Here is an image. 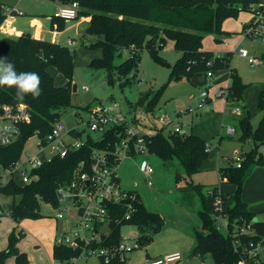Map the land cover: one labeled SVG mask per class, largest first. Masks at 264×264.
<instances>
[{"label":"trees","instance_id":"1","mask_svg":"<svg viewBox=\"0 0 264 264\" xmlns=\"http://www.w3.org/2000/svg\"><path fill=\"white\" fill-rule=\"evenodd\" d=\"M59 1L65 5L77 1L79 3L77 18L91 17L86 30L87 34L93 36L89 47L101 48L103 55L92 59L89 65L104 69L109 84L118 83L122 87L131 83L138 71L142 52L148 50L154 60L171 66L170 80L191 79L197 73L230 68L231 81L226 88V98L231 102L244 100L248 84L232 66L233 53L217 55L213 51L204 50L203 40L207 34H214L215 40L221 42L225 36L231 34L223 28L224 22L228 18L237 17L250 3L258 0ZM5 8V3L0 0V25L6 17ZM65 22V19L53 17V23H57L60 29L64 28ZM170 40L174 42V49L181 53L173 65L160 54ZM124 49L130 50V56L116 64V57L122 56ZM0 58L12 63L17 73H37L40 77L41 89L38 97L34 98L31 94H27L23 100H19L15 88L0 87V102L11 104L24 102L32 112V119L22 126L20 137L11 145L0 148V167L8 168L14 166L22 157L25 144L30 137L37 135L41 140H45L54 124L61 120L62 111L71 106L75 51L65 44L34 38L30 33H23L19 37L4 36L0 40ZM51 66L58 68L67 77V86L56 84L54 76L49 71ZM164 87L155 91L151 89L144 91L135 107L139 106L146 112L154 113ZM258 109L264 112V82L258 96ZM251 117L248 110L245 117L239 119L242 129L240 140L244 141L253 135L256 139L255 146L251 151L240 156L242 158L240 166L233 164L232 157L229 158L230 165L219 169L222 179L237 183L234 206L223 212L218 209L217 200L222 201L224 196L216 186L202 196L203 206L199 210L200 228L195 232L196 243L192 256L204 259L209 255L215 264H264V255L255 258L246 250L250 241L264 244V221H254L256 212L251 211L241 198L244 180L253 167L264 166V155L260 151V145L264 144V115L255 131H252ZM135 121L140 124L139 118ZM168 126L164 125L152 134H144L148 153L164 161L176 159L181 162L184 173H177V178L192 176L200 171L203 162L208 158L210 144L194 132L170 130L166 134L164 131ZM124 129V125L110 128L100 139L87 134L82 147L70 149L64 157L59 154L54 155L50 161L33 170V179L29 182L20 184L12 180L0 186V194L13 199L12 208L8 213L14 222L39 218L43 215L41 213L43 203L57 208L58 187L71 183L79 163L84 162L86 168L89 167L94 150H112L119 139L117 134L124 133ZM71 133L83 136L85 132L73 128ZM135 194V210L129 218L126 217L128 208L124 204L110 209L113 217L108 224V233L103 232L99 241L78 248L55 244L54 260L70 263L91 248H106L109 261L106 262L105 256L101 255L99 256L101 264H128L127 254L118 250L123 242L122 226L134 224L144 229L154 225L157 232L164 225L163 217L149 210L137 191ZM5 211V206L0 202V221ZM221 212L228 218L229 227L226 234L220 230L215 219V216ZM251 221H253V233L243 236L231 235L236 224L241 226ZM24 236L23 230H19L16 226L12 228L8 235L7 246L0 250V264H7L11 257L15 259V264H31L28 254L19 248ZM151 239L148 234L139 236L136 239L139 243L138 248L150 243Z\"/></svg>","mask_w":264,"mask_h":264},{"label":"rangeland","instance_id":"2","mask_svg":"<svg viewBox=\"0 0 264 264\" xmlns=\"http://www.w3.org/2000/svg\"><path fill=\"white\" fill-rule=\"evenodd\" d=\"M18 5L22 12L26 13L24 14V17H27L26 19H31L32 16L45 19L51 14L56 13L59 8L56 0H18ZM251 16L252 13L250 10H242L237 17L228 18L224 22V27L228 25L230 28H236L233 32H238L240 34L243 30V22H249ZM79 19L81 18L66 20L64 28H68L67 34L75 36L78 30L76 23ZM86 27H80V30L85 31L87 37L80 34L75 36V44H65L69 46L71 50L75 51L73 84H77V91H73L72 94L71 106L62 111L60 121L65 127V130L69 131L78 127L81 129L85 128V124L90 118L89 107L96 104L111 106L114 102H117L126 120L131 122L139 118L140 128L144 133L152 134L156 132L158 128L164 126L165 123L158 118L162 113H167L169 117L173 119V121L169 123V126L165 128L164 132L166 134H168L170 130L174 128L176 122L180 120L185 132H190L189 124L191 118L196 122L201 116L203 117L207 110L208 105H206L203 110L201 109L200 116L193 117L192 114H187L186 112L190 108L195 109L202 101V92L210 88L209 86L211 83L210 79H208V72L197 73L191 79H182L179 81L170 80L171 66L164 65L154 60L150 52L144 50L141 54L138 71L131 83L122 87L118 83L111 85L107 80L106 71L104 69L94 68L89 65L92 58L94 59L98 56H102V49L89 47L90 43L93 41V37L86 33L88 28ZM238 27H241V29H237ZM225 37L229 38V36ZM47 38L50 39L51 37ZM209 38L213 44L222 43L215 40L214 34H207L204 37L203 46L211 44ZM240 45L248 49L250 56H256L261 60L258 64L252 65L248 57H243L236 51L232 54V66L237 69L242 80L248 84V91L246 92L248 96L246 98L244 96V100L242 101V104L247 107H245L244 112L240 114L236 113L245 116L249 109L252 115V131H255L264 115V112L258 109V96L264 82V41L246 38ZM204 50L210 51L211 49L205 48ZM122 52V56L116 57V64L125 60L131 53L128 49H124ZM160 54L166 58L171 65L181 56V53L174 49V42L172 40L160 51ZM49 71L54 76V80L58 86L68 85L67 77L60 72L58 68L51 66ZM222 71H226L230 74V68L212 71L213 80L215 74ZM204 73L207 77V85H197L193 78L202 75L197 77L198 80H202L204 78ZM163 86L165 87L154 113L146 112L139 106L135 107L136 102L144 91L149 89L155 91ZM220 97L226 98L225 95ZM232 116L234 118L226 120L227 123L224 125L223 132L219 136L213 137L212 141H210V146L215 149V152H218L220 162L224 165H230L229 158L243 156L251 151L256 144V139L253 135H250V137L246 138L244 141L240 140L242 129L239 119L235 115ZM229 123H232L236 128V133L231 137H229L230 135H228L226 130L228 125H230ZM87 133H91L96 139L101 138L100 134L97 132L88 130L85 134ZM56 149L57 147L54 143H50L46 147H43L40 145V138L34 135L27 140L21 160L24 162L28 155L31 154L37 155L39 160L45 162L53 156L54 153L51 152V150L56 151ZM260 151L264 155V144L260 145ZM145 155L146 158L148 160L150 159V162H152L151 164L155 171L150 177H147L139 169V162L142 160V157L126 158L122 161L118 169L122 187L125 189L132 188L134 181H140L141 184L139 189L142 200H144V203L151 211L157 212L163 217L164 225L162 229L157 232L154 225H150L144 229L134 224H125L122 226L121 234L123 243L126 245L127 249L128 264H143V262L147 260L149 253L152 252V254H154L157 250L165 251L173 249L181 251L182 259L172 264H202V262H204V264H215L212 257L209 255L204 259L201 258V260L197 259L199 258L197 256H192V251L196 243L195 232L196 229L200 228L199 210L202 209L203 206L202 196L206 195L209 189L215 188L216 186L224 196V198H222L221 210L228 211L236 202L234 195L238 188L237 183L222 179L220 175L213 170L198 171L192 176L185 175L177 178V173H184L181 162L176 159L164 161L160 157L149 153ZM237 163V159L234 158L233 164L237 165ZM257 167H261V165L253 167L251 173L244 180L241 198L251 209L258 210L254 221H264V209H260L261 205L264 203V185L253 192L251 182H248L251 177H254L255 174L252 172ZM0 173L3 174L5 179L10 178V175L3 169H0ZM262 173L264 174V171ZM15 179L16 182L22 183L21 171L15 172ZM149 180L153 183L150 186L147 183ZM0 202L10 208L12 198L0 194ZM57 212V208L43 203L41 205V213L43 215L39 218L27 219V223H33L32 226L28 224L25 226L22 224L23 221L19 222L17 225L18 229L25 232V236L21 240L19 247L27 250H35L38 247H42L44 248L42 251H47L46 246H44V239L54 234L55 231L53 230L56 228L57 223L61 225L63 222L67 223L64 227H58L59 233L62 232L64 228L74 227V223L72 219H70L71 214L74 213L73 210H68L67 213H65V216L68 214V219L67 217L60 220L56 219L55 216ZM9 218H11L9 213L5 211L2 221L0 222V241L3 238H7L6 223L10 221ZM215 219L220 230L226 234L227 218L221 213L220 215H216ZM101 229L102 232L105 233L109 231L107 225L101 226ZM59 233H57V235ZM144 234H148L152 237L150 243L131 250L130 248L136 245V239ZM39 243H41V245H39ZM30 252V259H33L34 264H63L51 260L50 257L47 258L45 255L43 256L42 252L40 254L32 251ZM262 252L264 254V244ZM7 264H15V259L13 257L9 258ZM71 264H101V261L99 255L96 253L81 255Z\"/></svg>","mask_w":264,"mask_h":264},{"label":"built area","instance_id":"3","mask_svg":"<svg viewBox=\"0 0 264 264\" xmlns=\"http://www.w3.org/2000/svg\"><path fill=\"white\" fill-rule=\"evenodd\" d=\"M246 9L251 11L252 16L249 22H244L243 30L240 33V38L234 48V52H238V54L243 57H248L249 62L254 65L261 62V60L256 56H250L248 49L242 47L240 43L246 38L264 41V0L250 3ZM78 11L79 3L74 1L70 4L60 6L58 11L53 14V17L65 20L77 19ZM5 13L6 17L0 25V34L8 37H19L23 33H19L12 27V19L14 16L23 15L24 13L16 6L6 7ZM70 43L74 44L75 42L71 41ZM212 75V71H209V79ZM223 95L227 97V89H218L216 96L220 97ZM201 97L202 101L198 106L195 109L190 108L186 111L187 114H199L201 113V109L203 110L206 107L209 98L208 90L203 91ZM89 111L90 118L86 122L85 128L81 129L78 127L79 130H82L85 133L88 130L91 132H97L102 138L103 134L110 128L124 125L125 129L124 133L117 134L119 139L115 142L112 150H94L89 167L86 168L84 162L79 163L76 175L71 183L60 185L58 187L57 194L59 205L55 217L58 220L64 219L65 217L68 219V214L65 216V213H67L68 210H73L74 213L71 214L70 219H72L74 227L66 228L60 232L56 236L55 244L67 245L73 248H78L82 245L87 246L94 241H99L103 233L101 226H108L112 220L113 214L110 212V209L121 204L126 205L128 208L126 214L127 218H129L131 213L135 210L134 201L136 200V191L125 189L121 185V177L118 169L123 160L126 158L142 157V160L139 162L140 171L147 177H150L154 172V167L145 155L148 154V148L144 138L145 133L141 130L140 124L136 121L129 122L126 120L120 109V105L117 102H114L111 106L96 104L89 107ZM237 111H239V109ZM158 118L163 121L166 126L173 121L167 113L160 114ZM31 119L32 112L26 103L19 102L11 104L0 102V148L14 143L21 135L22 126L29 123ZM172 130L183 132L181 123L177 121ZM226 130L230 136L236 133V128L233 125H228ZM85 133L83 136L73 135L71 130H65L61 121H57L54 124L51 133L45 138V140L40 139V145L46 147L48 144L54 143L57 149L56 151L51 150V152L54 153L53 156L59 154L64 157L68 154L70 149H78L82 147L86 140V135L91 134ZM52 157L48 161H50ZM233 158L237 159V166H240L242 158L240 156ZM45 162L39 160L37 155L29 154L24 162H22L20 158L12 167H0V169H3L10 175V178L5 179L3 174L0 173V186L9 183L12 180L16 181L15 172L19 171H21L22 174V183L20 184L29 182L33 179V170ZM147 183L149 186L153 184L151 180L147 181ZM221 203L222 201L220 199L217 200L219 210H221ZM110 206L113 207L110 208ZM221 211L223 212V210ZM228 224L227 218V233L229 227ZM253 232V221H251L244 223L241 226L236 224L231 235L243 236L250 235ZM235 243H237V241ZM136 247H139L137 241L135 247L130 249L132 250ZM262 247V243L250 241L248 246H246V250L250 256L259 258L264 255ZM118 250L126 253V245L122 242L119 245ZM84 253V255L97 253L99 256H105L106 262L109 261V255L107 254L108 250L106 248H91ZM75 259L70 263L63 264H71ZM181 259L182 253L180 251H175L168 253L163 257L153 259L147 264H172Z\"/></svg>","mask_w":264,"mask_h":264},{"label":"crops","instance_id":"4","mask_svg":"<svg viewBox=\"0 0 264 264\" xmlns=\"http://www.w3.org/2000/svg\"><path fill=\"white\" fill-rule=\"evenodd\" d=\"M3 2L5 3L6 7L16 6L21 10V8L18 5V0H3ZM56 2H57V5L59 7L62 5H65L62 2H60L59 0H56ZM24 14H26V13H24ZM24 14L23 15H16L12 19V27L15 28L19 33H30L34 38L51 40L53 42L61 43V44H66V43L71 44L70 43L71 41H74L76 43V37L75 36L80 35V34L84 35V37H87L85 34V31L80 30V27H86L87 25H89V22L91 19L90 16L80 17L81 19H79V21L76 23L77 27H78L77 33L75 34V36H71V34H67L68 28L60 29L58 27L57 23H53V14H51L50 16H48L45 19H43L41 17H37V16H32L31 19H26L27 17H24ZM223 28L231 33L230 35H227V36H229V38L224 37L223 40L221 41L222 43H219V44H213L209 38L211 44H206V46H204V49L205 48L211 49L210 51H213L217 55H220V54L223 55L227 52L234 53V48H235L237 42L239 41L240 34L238 32H233V30H236V28H230L228 25L224 27V24H223ZM237 29L240 30L241 27H238ZM232 35H234V36H232ZM90 36L93 37L92 35H90ZM3 37H4V35L0 34V40ZM47 37H51V38L48 39ZM101 53H102L101 55H103V51ZM203 75H204V78L202 80L197 79V77L202 76V75L195 76L193 78V80L197 83V85L198 84H200L202 86L207 85L206 74L204 73ZM229 77H230V74H228L226 71H222L220 73L215 74L214 80H213V75H212V77L210 78L211 86L208 89V94H209L208 103L209 104H207L208 105L207 110L205 111L203 117L201 116V118L199 120H197L196 122L194 121L193 118H191V122L189 124L190 132H194L195 134L199 135L206 142H208L210 145H211L210 141H212L213 137L215 138L216 136H219L223 132V128H224L225 123H227L226 122L227 119L231 120V118H234L232 115H235L236 117H238V119L245 117L243 115L237 114V113L240 114V113L244 112L245 107H247V106H244L242 104V101L231 102V101H228L225 97H217L216 96V92L218 89H221V88L226 89L229 86L230 81H231ZM211 79H212V81H211ZM73 83H74V80H73ZM247 91H248V88L245 91V98L248 96L246 94ZM258 91H259V88H258ZM238 109H239V111H237ZM246 110H247V108H246ZM200 115H201V113L192 114V117L193 116H200ZM179 122L181 123V128L185 132L181 120ZM229 124L232 125V123H229ZM214 150L215 149L210 146L209 157L203 162L202 167L200 169V172L203 170H209V171L213 170V171H215V173L217 172L219 175L220 167L228 166V165H224L223 163L220 162L219 154H218V152H215ZM210 152H211V155H210ZM263 171H264L263 166L255 168L254 171L252 172L253 174H255L254 177H251L248 180V182H251V187L253 189V192L264 185V174L262 173ZM251 176H253V175H251ZM140 184H141L140 181H138V180L134 181L133 187L132 188H126V189L137 191L141 197V200H142V196L140 194V189H139ZM121 185H122V183H121ZM7 197H9V196H7ZM142 201L144 203V200H142ZM12 205H13V199H12V203H11L10 208H8L6 205H4L7 212H9L11 210ZM48 205L51 206L50 204H48ZM145 206L148 208V206L146 204H145ZM148 209L150 210V208H148ZM260 209H264V203L261 205ZM251 211L257 212L258 210L251 209ZM27 219H33V218H27ZM27 219H24L22 224H24L25 226H27V224L29 226H32L33 223L32 222L27 223ZM9 220L10 221L6 223L7 238L6 239L3 238L0 241V250L4 249L7 246L9 233L11 232L12 228H14L15 226L17 227V225H18V223L14 222L13 219L9 218ZM1 221H2V219H1ZM66 224H67L66 222H63L62 225L57 223L56 228L53 230V231H55L54 234H52L49 237H46L44 239V242H45L44 246H46L47 251H42L44 249L42 247H38L35 250L34 249L27 250V249H23V248H22L23 249L22 250L20 247L19 248L21 249V251L25 250L24 252L29 254L28 255L29 259L31 256L30 251H32V252H36L37 254H40L42 252L43 256L45 255L47 258L50 257L51 260H54L53 248L55 245V239H56L57 233H59L58 227H61V226L64 227V225H66ZM64 229H66V228H64ZM39 245H41V243H39ZM175 251H180V250H177V249L165 250V251H158L157 250V252L154 254H152V252H151L148 254L149 256H148L147 260L143 262V264H147L149 261H151L153 259L163 257L164 255L171 253V252H175ZM197 259L201 260L200 257ZM30 263L34 264L32 258L30 259ZM203 263L204 262H202V264Z\"/></svg>","mask_w":264,"mask_h":264},{"label":"clouds","instance_id":"5","mask_svg":"<svg viewBox=\"0 0 264 264\" xmlns=\"http://www.w3.org/2000/svg\"><path fill=\"white\" fill-rule=\"evenodd\" d=\"M16 89L17 99L23 100L25 95L31 94L34 98L41 93L40 77L35 72L17 73L15 66L0 58V87Z\"/></svg>","mask_w":264,"mask_h":264},{"label":"water","instance_id":"6","mask_svg":"<svg viewBox=\"0 0 264 264\" xmlns=\"http://www.w3.org/2000/svg\"><path fill=\"white\" fill-rule=\"evenodd\" d=\"M77 90V84H73V91Z\"/></svg>","mask_w":264,"mask_h":264}]
</instances>
